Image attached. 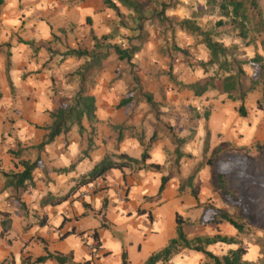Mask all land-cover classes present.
<instances>
[{
	"label": "crops",
	"instance_id": "crops-1",
	"mask_svg": "<svg viewBox=\"0 0 264 264\" xmlns=\"http://www.w3.org/2000/svg\"><path fill=\"white\" fill-rule=\"evenodd\" d=\"M121 10L129 13L122 6ZM118 21L116 11L105 6L103 0H4L0 14V264H24L25 257L37 264L36 258L48 253L61 256L64 262L53 257L38 264H123L125 253L127 264H147L153 254L177 237V214L186 220L184 232L189 239L216 234L235 237V227L227 222L202 221L207 203L225 207L217 172L207 164L217 146L212 142L205 153L204 138L209 132L213 139L215 132L229 130L233 122L226 111L219 118L214 114L208 119L197 117L202 96L174 83L166 73L170 67L163 72L166 76L161 84L147 76L145 83L149 81V85L142 89L153 96L162 111H167L160 115L144 98L137 99L136 86H97L95 67L84 85L96 98V119L90 122L85 118L82 131L75 124L39 149L53 122L51 112L71 104L83 85L76 72L86 58H63L64 51L68 47L92 49V32L109 34ZM42 41L48 42L51 50H35L28 43ZM197 46H201L203 55H191L207 61L209 51L204 45ZM164 48L162 39L149 33L133 62L144 60L155 67L156 58L165 54ZM117 66L127 69L129 64L112 54L102 71L112 67L118 70ZM182 69L177 66L179 74ZM173 73L185 83L205 77L204 72L194 79L185 77L184 72L178 76L174 68ZM124 74L122 78L120 73L117 82L130 84L132 79ZM153 75H160L156 67ZM129 96H134L133 101L118 107ZM117 125L124 127L121 142L114 130ZM241 128L239 124L237 129ZM153 135L155 140L151 141ZM179 139H184L180 146ZM19 145L25 149L20 158H15L10 151ZM177 146L184 154L178 165L174 163ZM146 148V164H160L161 170L135 164L124 170L112 168L105 177L75 188L107 155L124 152L141 158ZM20 159H40L33 172V185L22 191L7 186L4 175L22 169L15 166ZM66 168L71 169L62 171ZM195 170L192 186L181 190L180 185ZM163 176L170 178L160 192ZM73 189L67 200L43 204L45 197L52 200ZM7 220L10 226L3 236ZM94 243L96 253L90 247ZM230 245L217 242L207 249L220 255L225 248L234 249ZM205 262L213 264L204 253L183 248L154 264Z\"/></svg>",
	"mask_w": 264,
	"mask_h": 264
},
{
	"label": "trees",
	"instance_id": "trees-1",
	"mask_svg": "<svg viewBox=\"0 0 264 264\" xmlns=\"http://www.w3.org/2000/svg\"><path fill=\"white\" fill-rule=\"evenodd\" d=\"M103 3L105 6L116 11L119 17L118 26L113 28L109 34L102 36L95 35L92 32L94 39V47L92 49H74L68 47L64 51L63 58L70 56L86 58L84 65L76 72L83 85L76 93L74 101L71 104L62 106L51 112L53 122L48 127L49 133L38 145L39 149H43L46 145L54 141L58 135L70 130L75 124L82 131L84 128L83 120L85 118L90 122L96 119V98L94 95L88 93L84 84L87 79V74L91 70L95 67L97 70H101L108 66L109 58L112 54H116L118 60L125 61L129 64L131 82L136 85V88L138 87L135 95L137 99L144 98L153 108L158 107V103L154 101L153 96L147 92H143V84L140 83V78L136 72L139 69V65L133 62L136 54L142 50L144 41L147 38L148 32L146 26L148 24L153 25L156 21L162 26L164 36L167 34L171 35V47L165 46L164 48V53L169 58L170 67L166 73L180 88L192 90L196 96L201 97L210 90L222 86L223 91L231 99L241 101L242 104L238 110L243 117L247 116L245 100L248 94L254 91L260 83L263 84L264 94V56L257 54L254 57H248L242 50L243 46L250 45L254 42L255 34H260L264 31V15L260 0H187V3L182 0H103ZM3 4L4 0H0V14ZM121 6L129 11L127 15L122 12ZM181 7H185L186 15L184 16L176 14V11ZM128 21H131L132 25ZM118 28H125L132 32L126 36L128 43L126 47L111 42L120 33ZM178 32L195 37L197 40L194 45H204L209 51V59L207 61L197 59L191 55L189 47L177 45L175 39ZM227 39H231L230 43L226 42ZM28 43L35 50L41 48L51 50V47L48 46L49 43L45 41ZM5 45L10 46L9 43ZM174 54L181 55L183 60L192 68H201L206 76L193 83L179 81L173 73V66L176 59ZM9 66L10 61L8 59L7 71L9 70ZM246 66L252 68V76L248 75ZM211 71L213 72L210 73ZM119 77L120 74H118L117 78ZM133 98L134 96L123 98L118 104V107H124L130 104ZM210 113V111H207L203 116L208 119ZM196 115L197 117H201L200 113ZM123 129L124 127L121 125L114 126V130L118 132V142H121L124 137ZM209 136L210 134L207 135L205 142V153L209 149ZM154 140L155 135L151 138V141ZM178 141L180 146L184 142V139H179ZM24 149L19 145L17 149L11 150L10 152L13 157L20 158ZM183 156L184 154L177 146L174 163L178 165ZM188 157H192V155L188 154ZM148 158V148L145 149L141 158H134L124 152L109 154L75 188H79L98 178L105 177L106 172L112 168L124 170V168L135 164L140 167L144 165L145 168L162 169V166L157 163L146 164ZM212 163V160H207L208 165ZM39 165L40 159L35 161L20 159L15 163V166L17 168L21 166L22 169L5 172L4 174L7 177V186H13L18 191L27 189V187L33 185V172ZM71 168H66L62 171H68ZM218 171L222 195L225 200H230L233 195L224 189L223 177L225 176V172L222 170ZM195 174L196 170L180 185L181 190H184L187 186H192V180ZM245 174L249 179L244 181L243 194L236 200L242 203L246 202V221L256 223L259 221L260 215L264 219V207L261 205V208H259V204L262 203L260 195L263 186L260 184V178L258 176L250 173ZM235 175L238 177V174ZM169 178L170 176H163L160 192L163 191ZM72 191L74 189L68 194L52 200L47 196L43 199V204L51 202L61 203L74 193ZM193 194L198 198L195 189H193ZM206 208L205 218L202 220L204 223L227 222L234 226L239 233L244 232L245 223L235 218L230 210L217 208L210 203L206 204ZM252 208L254 211L250 212ZM176 220L177 237L171 239L163 250L153 254L147 261V264H154L159 260H168L175 252L183 248H190L204 253L213 264H258L257 262L244 259L247 250L242 246L230 249L222 256L216 255L207 249V246L217 242L236 243L235 237L216 234L213 236H197L189 239L184 232L186 220L179 214H177ZM7 223L4 225L2 231L3 236L9 230L10 220H7ZM94 236L97 237L96 234ZM53 257H56L61 263L64 262L61 256H54L48 253L45 256L36 258L34 263H42ZM123 257V264H127L126 253ZM24 264L33 263H30V258L25 257ZM204 264H209V262H205Z\"/></svg>",
	"mask_w": 264,
	"mask_h": 264
},
{
	"label": "rangeland",
	"instance_id": "rangeland-1",
	"mask_svg": "<svg viewBox=\"0 0 264 264\" xmlns=\"http://www.w3.org/2000/svg\"><path fill=\"white\" fill-rule=\"evenodd\" d=\"M187 3V0H182ZM189 1V0H188ZM260 5L262 8V12L264 15V0H260ZM124 13V12H123ZM127 15V13H124ZM176 14L180 16L186 15L185 7H181L176 11ZM130 25H132L131 21H128ZM119 31L122 29L115 38L111 40V42L118 43L120 46L124 47L127 43L126 36L131 34L132 32L125 28H118ZM146 30L149 33H154L159 36L164 46L171 47L172 39L171 35H163V28L159 22H155L153 25L148 24L146 26ZM160 34V35H159ZM154 41L157 37L153 38ZM196 38L187 34H182L178 32L176 35L175 43L182 47H189L190 52H193L201 57L203 52L201 50V46L194 45L196 42ZM231 39H227L226 42L230 43ZM190 43L191 45H187ZM156 44V42H153ZM242 50L248 57H254L257 54L264 56V31L260 34H255L254 42L250 45L243 46ZM166 55H160L156 58L155 67L158 69L159 76L155 77L153 75V69L155 68L153 64H148L144 60H140L138 65L140 66L136 72L140 78V83L144 84L142 86H148V83H145L146 77H150V79L157 80L158 83H162L161 78L166 75H163L164 71L169 68V59L165 57ZM174 62V70L177 72V75L180 76L184 72V76L188 78L194 79L198 76H203V70L201 68H189L188 64L185 63L181 65V60L183 57L181 55H176ZM181 63V64H180ZM125 65V64H124ZM182 66V72L179 74L177 71V66ZM114 66V65H113ZM149 66H152L149 68ZM119 67V66H117ZM246 71L249 76H252L253 70L250 66H246ZM193 70L192 75H190V70ZM124 72L128 73L130 77V66H127V69L124 67H119L116 70V67H112V69H105L102 71L97 70V86H136L132 82L130 84H120L117 82V73H121V77L125 78ZM211 71L210 73H212ZM188 73V75H186ZM206 76V74H205ZM117 78V79H116ZM121 78V79H122ZM127 81V80H126ZM209 93V94H208ZM208 93L202 96L201 101L203 104L199 106V109L196 108L197 113L204 115L205 112L210 111V115L214 114L216 117H221L223 112L226 111V114L229 117V120L233 122V127L230 129L219 130L215 132L213 139L209 136V147L212 145V142L216 144L217 151L213 154L208 160H212V166L217 172V179L220 186V180L218 176V170H222L225 172V176L223 177V183L225 186V191L231 193L233 195L230 200H223L225 202V209L231 211L233 216L237 218L239 221L245 223V230L242 233H239L236 229L235 231V239L236 243L230 245L231 248H237L239 246L244 247L247 250V253L244 255V259L250 260L253 262H257L258 264H264V219L260 215L259 221L256 223L247 222L245 208H247L246 202H240L236 199L243 194L244 189V181L248 180L249 177L245 173H250L254 176H258L260 178L259 182L263 186L260 198L262 203L259 204V208L261 205L264 207V94H263V84L260 83L257 88L250 92L245 100V106L247 110V116L243 117L239 113V107L242 104L240 100H233L229 97V95L223 91L222 86H218L217 89L210 90ZM206 100V101H205ZM201 102V103H202ZM158 115L167 113V111H162L160 107L154 108ZM241 124L242 128L239 130L238 125ZM235 133V134H234ZM208 134H210L208 132ZM207 134V135H208ZM207 135L204 138V148L205 142L207 139ZM237 141L239 143H237ZM207 157L203 161L206 162ZM235 174H238L236 177ZM222 193V189H221ZM250 212H253L254 209H250ZM234 227V226H233ZM225 248L224 252H228ZM220 253V256L224 255Z\"/></svg>",
	"mask_w": 264,
	"mask_h": 264
},
{
	"label": "built area",
	"instance_id": "built-area-1",
	"mask_svg": "<svg viewBox=\"0 0 264 264\" xmlns=\"http://www.w3.org/2000/svg\"><path fill=\"white\" fill-rule=\"evenodd\" d=\"M91 249L94 251L93 253H96L97 251V243H94L93 245L90 246Z\"/></svg>",
	"mask_w": 264,
	"mask_h": 264
}]
</instances>
